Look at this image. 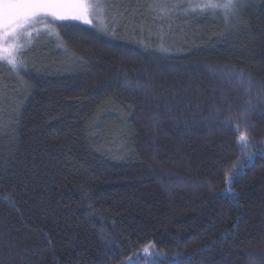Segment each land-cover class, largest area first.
<instances>
[{
	"label": "trees",
	"instance_id": "obj_1",
	"mask_svg": "<svg viewBox=\"0 0 264 264\" xmlns=\"http://www.w3.org/2000/svg\"><path fill=\"white\" fill-rule=\"evenodd\" d=\"M215 17L0 62V264H264V0Z\"/></svg>",
	"mask_w": 264,
	"mask_h": 264
},
{
	"label": "rangeland",
	"instance_id": "obj_2",
	"mask_svg": "<svg viewBox=\"0 0 264 264\" xmlns=\"http://www.w3.org/2000/svg\"><path fill=\"white\" fill-rule=\"evenodd\" d=\"M90 2L97 5L91 16L93 21L91 24L71 20L57 21L52 18L40 19L32 26L21 30L18 36L9 39L7 44L21 46L18 58L24 62L26 51L46 40L47 37L41 35H50L52 22H70L97 28L101 34L114 38L139 34L141 42L145 45L154 43L158 49L170 48L184 43L191 31L199 30L200 27L193 26L195 19L221 16L228 20L237 16V11L245 0H231L234 5L231 10H225L223 7H204L209 3L224 5L229 3V0H90ZM155 255L151 247L148 251L144 248L123 264H137L140 259L149 260Z\"/></svg>",
	"mask_w": 264,
	"mask_h": 264
},
{
	"label": "snow or ice",
	"instance_id": "obj_3",
	"mask_svg": "<svg viewBox=\"0 0 264 264\" xmlns=\"http://www.w3.org/2000/svg\"><path fill=\"white\" fill-rule=\"evenodd\" d=\"M96 7L90 0H0V61L6 62L14 71L19 72L24 66V62L18 58L21 46H9V39L18 36L21 30L40 19L52 18L57 21L71 20L91 24V16ZM204 7L231 10L234 5L229 0L224 5L209 3ZM246 141L247 136L242 133L238 142ZM145 251H148L147 247Z\"/></svg>",
	"mask_w": 264,
	"mask_h": 264
}]
</instances>
